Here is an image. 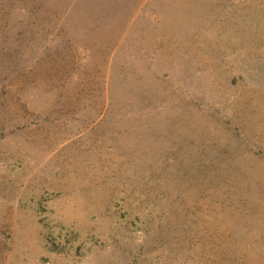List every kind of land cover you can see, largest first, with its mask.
Returning <instances> with one entry per match:
<instances>
[{
  "label": "rangeland",
  "instance_id": "rangeland-1",
  "mask_svg": "<svg viewBox=\"0 0 264 264\" xmlns=\"http://www.w3.org/2000/svg\"><path fill=\"white\" fill-rule=\"evenodd\" d=\"M78 3L0 0V256L264 264V0H148L106 55Z\"/></svg>",
  "mask_w": 264,
  "mask_h": 264
},
{
  "label": "crops",
  "instance_id": "crops-1",
  "mask_svg": "<svg viewBox=\"0 0 264 264\" xmlns=\"http://www.w3.org/2000/svg\"><path fill=\"white\" fill-rule=\"evenodd\" d=\"M147 1L148 0H79L78 6L80 9H76L74 16H78L80 19L87 16L96 19H112L108 21V30L102 29V27L97 24L95 32L93 33L94 37H90V40H88L89 43L92 45L94 44L95 47L98 44L100 50L106 55L107 51L114 49L123 39L125 31L123 33L121 29L126 25L125 20L139 17ZM80 23H82V21H80ZM1 199L3 200V198ZM5 199H10V197H6ZM0 203H2L0 204V206H2L0 211L3 212L1 215L6 218L10 215L15 221L19 220L23 223V226L26 224L24 219L31 216L30 210L32 201L29 196L21 197L19 200L11 203L10 201ZM8 212L11 214H8ZM23 230L25 231V228H23ZM3 235L6 236L8 233H3ZM25 253L26 252L21 253L22 256L19 258H22V260L19 259L18 262L12 260L13 257L11 255L0 256V264H29L26 258L30 256Z\"/></svg>",
  "mask_w": 264,
  "mask_h": 264
},
{
  "label": "built area",
  "instance_id": "built-area-1",
  "mask_svg": "<svg viewBox=\"0 0 264 264\" xmlns=\"http://www.w3.org/2000/svg\"><path fill=\"white\" fill-rule=\"evenodd\" d=\"M45 264H55V263L52 261H47Z\"/></svg>",
  "mask_w": 264,
  "mask_h": 264
}]
</instances>
